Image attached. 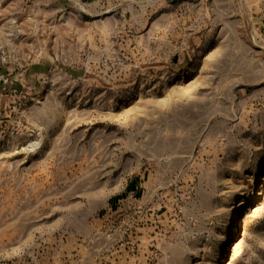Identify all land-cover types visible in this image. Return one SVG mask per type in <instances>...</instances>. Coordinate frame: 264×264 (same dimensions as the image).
<instances>
[{
    "label": "rangeland",
    "instance_id": "374dc122",
    "mask_svg": "<svg viewBox=\"0 0 264 264\" xmlns=\"http://www.w3.org/2000/svg\"><path fill=\"white\" fill-rule=\"evenodd\" d=\"M0 264H264V0H0Z\"/></svg>",
    "mask_w": 264,
    "mask_h": 264
}]
</instances>
